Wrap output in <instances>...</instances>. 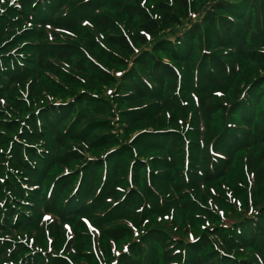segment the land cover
<instances>
[{
  "label": "trees",
  "instance_id": "obj_1",
  "mask_svg": "<svg viewBox=\"0 0 264 264\" xmlns=\"http://www.w3.org/2000/svg\"><path fill=\"white\" fill-rule=\"evenodd\" d=\"M0 264H264V0H0Z\"/></svg>",
  "mask_w": 264,
  "mask_h": 264
},
{
  "label": "rangeland",
  "instance_id": "obj_2",
  "mask_svg": "<svg viewBox=\"0 0 264 264\" xmlns=\"http://www.w3.org/2000/svg\"><path fill=\"white\" fill-rule=\"evenodd\" d=\"M194 17H196V13H195V15H193Z\"/></svg>",
  "mask_w": 264,
  "mask_h": 264
}]
</instances>
